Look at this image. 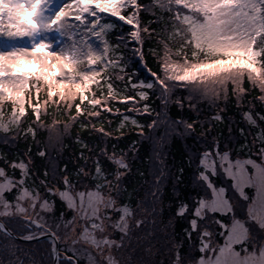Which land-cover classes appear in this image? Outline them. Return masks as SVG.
Masks as SVG:
<instances>
[{"label": "snow or ice", "instance_id": "snow-or-ice-1", "mask_svg": "<svg viewBox=\"0 0 264 264\" xmlns=\"http://www.w3.org/2000/svg\"><path fill=\"white\" fill-rule=\"evenodd\" d=\"M0 264H264V0H0Z\"/></svg>", "mask_w": 264, "mask_h": 264}, {"label": "trees", "instance_id": "trees-1", "mask_svg": "<svg viewBox=\"0 0 264 264\" xmlns=\"http://www.w3.org/2000/svg\"><path fill=\"white\" fill-rule=\"evenodd\" d=\"M151 66V65H150ZM141 71H143V69H141ZM144 75H148V73L147 72H144ZM228 115H232V113L230 112V113H228ZM75 131V130H74ZM225 134H227V130L225 129ZM18 147H19V149L20 150H23L24 148H25V144L23 143V142H21L19 145H18ZM181 149H182V144H177L174 148H173V153H174V155H175V157H176V160H177V162L179 161V153H180V151H181ZM72 151H68L67 153H65V158L67 159L68 157H71L72 156ZM74 162V161H73ZM34 243H32V245H33ZM25 246H27V245H25Z\"/></svg>", "mask_w": 264, "mask_h": 264}, {"label": "rangeland", "instance_id": "rangeland-1", "mask_svg": "<svg viewBox=\"0 0 264 264\" xmlns=\"http://www.w3.org/2000/svg\"><path fill=\"white\" fill-rule=\"evenodd\" d=\"M30 67H31V66H30ZM33 246H35V247H36L35 243L33 244Z\"/></svg>", "mask_w": 264, "mask_h": 264}, {"label": "flooded vegetation", "instance_id": "flooded-vegetation-1", "mask_svg": "<svg viewBox=\"0 0 264 264\" xmlns=\"http://www.w3.org/2000/svg\"><path fill=\"white\" fill-rule=\"evenodd\" d=\"M33 248H35V246L32 245Z\"/></svg>", "mask_w": 264, "mask_h": 264}]
</instances>
